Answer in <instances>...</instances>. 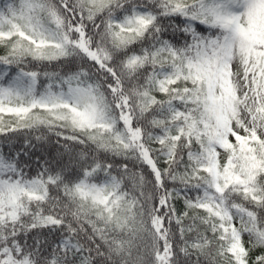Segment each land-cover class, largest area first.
<instances>
[{
    "label": "snow or ice",
    "instance_id": "obj_1",
    "mask_svg": "<svg viewBox=\"0 0 264 264\" xmlns=\"http://www.w3.org/2000/svg\"><path fill=\"white\" fill-rule=\"evenodd\" d=\"M0 264H264V0H0Z\"/></svg>",
    "mask_w": 264,
    "mask_h": 264
},
{
    "label": "trees",
    "instance_id": "obj_2",
    "mask_svg": "<svg viewBox=\"0 0 264 264\" xmlns=\"http://www.w3.org/2000/svg\"><path fill=\"white\" fill-rule=\"evenodd\" d=\"M0 54H2V53H0Z\"/></svg>",
    "mask_w": 264,
    "mask_h": 264
}]
</instances>
